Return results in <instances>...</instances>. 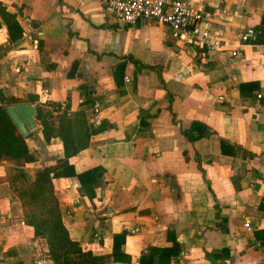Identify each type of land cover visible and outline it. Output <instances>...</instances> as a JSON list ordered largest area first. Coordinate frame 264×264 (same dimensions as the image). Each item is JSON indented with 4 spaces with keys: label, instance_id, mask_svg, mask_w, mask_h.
<instances>
[{
    "label": "crops",
    "instance_id": "1",
    "mask_svg": "<svg viewBox=\"0 0 264 264\" xmlns=\"http://www.w3.org/2000/svg\"><path fill=\"white\" fill-rule=\"evenodd\" d=\"M186 1L211 17L223 52L174 40L153 21L118 23L97 0H0L22 29L12 40L0 14L4 94L60 111L67 103L69 114L112 126L69 158L76 173L102 168L92 196L75 177L53 179L71 239L111 255L114 235L126 232L108 264H140L149 247L171 246L168 230L181 246L168 264H264L255 235L264 230V44L239 45L243 29L260 24L264 0ZM192 122L205 126L194 141L182 133ZM26 142L36 158L29 170L64 158L62 141H45L40 123ZM41 256L54 264L1 181L0 264H43Z\"/></svg>",
    "mask_w": 264,
    "mask_h": 264
},
{
    "label": "trees",
    "instance_id": "2",
    "mask_svg": "<svg viewBox=\"0 0 264 264\" xmlns=\"http://www.w3.org/2000/svg\"><path fill=\"white\" fill-rule=\"evenodd\" d=\"M0 14L7 24L10 38L15 39L13 30L18 33V36H21L22 29L16 22L15 15L4 9H0ZM253 28L256 31V39L253 43L264 44V15L260 24ZM124 70V63L117 65L114 76L118 87L122 86L119 76L124 75ZM18 102H22V100L5 95L0 87V162L8 164L5 168V176L3 180L0 179V182L6 181L14 187L21 205L23 222L33 227L36 237L46 239L48 253L54 264H108L111 258L116 260L121 244L125 241L126 232L114 235L111 255L93 254L90 249L69 236L62 220L53 184V179L57 177H75L81 188L89 196H92L91 190L99 183L98 177L102 174V168L95 167L76 173L73 165L69 163V158L88 147L92 135L112 128L110 122L99 120L88 123L84 111H78L75 115L69 114L67 103L62 111L59 109L60 104H48L51 109L38 105L36 119L41 125L42 137L45 141H49L52 137H58L62 141L64 158L58 160L54 165L29 170L25 165L36 161V158L29 152L26 138L20 134L6 110L7 105ZM199 127L205 128L203 124L192 122L190 129L182 131V133L190 141H194L200 136L201 131L197 135H192V132ZM223 149L224 152H228L226 148ZM230 149L233 154L241 151L239 146H231ZM255 235L261 243H264V230L256 231ZM167 237L172 242L171 246L149 247L147 253L140 257V264H151L156 255L158 256L157 264H168L171 257H176L181 246L169 230Z\"/></svg>",
    "mask_w": 264,
    "mask_h": 264
},
{
    "label": "built area",
    "instance_id": "3",
    "mask_svg": "<svg viewBox=\"0 0 264 264\" xmlns=\"http://www.w3.org/2000/svg\"><path fill=\"white\" fill-rule=\"evenodd\" d=\"M97 1L103 11L118 23L132 26L141 20L153 21L168 26L174 40H184L194 48L203 49L206 53H221L225 50V43L211 30V17L186 0ZM30 29L31 25L26 24V31ZM255 39V29L251 26L245 27L239 35V45L251 44ZM239 54L238 47L229 51L231 58H236ZM15 71L18 72L19 68L16 67ZM125 79L128 80V77L126 76ZM131 231L135 230L131 229ZM39 262L44 264L46 258L41 256Z\"/></svg>",
    "mask_w": 264,
    "mask_h": 264
},
{
    "label": "water",
    "instance_id": "4",
    "mask_svg": "<svg viewBox=\"0 0 264 264\" xmlns=\"http://www.w3.org/2000/svg\"><path fill=\"white\" fill-rule=\"evenodd\" d=\"M6 110L20 134L28 138L39 130L36 106L28 102H18L6 106Z\"/></svg>",
    "mask_w": 264,
    "mask_h": 264
},
{
    "label": "rangeland",
    "instance_id": "5",
    "mask_svg": "<svg viewBox=\"0 0 264 264\" xmlns=\"http://www.w3.org/2000/svg\"><path fill=\"white\" fill-rule=\"evenodd\" d=\"M7 165H8L7 162H0V171H5ZM10 189L15 194L14 187L10 185Z\"/></svg>",
    "mask_w": 264,
    "mask_h": 264
}]
</instances>
